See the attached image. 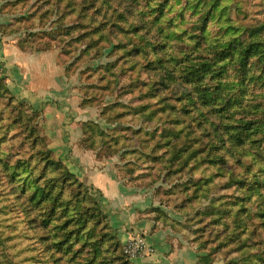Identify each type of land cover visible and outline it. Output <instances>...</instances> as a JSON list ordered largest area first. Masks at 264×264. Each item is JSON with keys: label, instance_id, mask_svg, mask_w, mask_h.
Here are the masks:
<instances>
[{"label": "trees", "instance_id": "16d2710c", "mask_svg": "<svg viewBox=\"0 0 264 264\" xmlns=\"http://www.w3.org/2000/svg\"><path fill=\"white\" fill-rule=\"evenodd\" d=\"M244 9L0 0L10 17L1 36L19 35L24 52L57 51L69 78L87 64L82 106L103 105L102 122L84 125L81 144L153 188L183 222L144 214L165 219L205 264H264V19L245 22ZM106 50L111 61L93 67ZM42 116L0 80V264H131L94 193L50 150ZM209 219L207 233L192 229Z\"/></svg>", "mask_w": 264, "mask_h": 264}, {"label": "crops", "instance_id": "0c3cea01", "mask_svg": "<svg viewBox=\"0 0 264 264\" xmlns=\"http://www.w3.org/2000/svg\"><path fill=\"white\" fill-rule=\"evenodd\" d=\"M9 22V16L0 14V26ZM19 40V35L0 34V79H5L16 99L42 113V130L50 150L94 193L110 227L116 231L118 243L123 247L133 236L141 237L148 254L131 259V264H205V255L168 228L163 219L157 224L150 218L155 215L144 214L149 209L163 210L153 188L128 183L118 156H108L101 149L89 150L81 144L84 125L102 122L103 105L82 106L86 94L80 89L84 85L80 76L65 75V65L57 51L38 46L35 51L24 52ZM154 227L157 229L152 232ZM212 264L224 262L216 260Z\"/></svg>", "mask_w": 264, "mask_h": 264}, {"label": "rangeland", "instance_id": "374dc122", "mask_svg": "<svg viewBox=\"0 0 264 264\" xmlns=\"http://www.w3.org/2000/svg\"><path fill=\"white\" fill-rule=\"evenodd\" d=\"M240 1L243 4V6L245 7V9H244L245 14H246L245 19H244L245 22H254V21L259 20V19L260 20L264 19V0H240ZM248 17L252 18V19L248 20ZM155 33L157 34V32H155ZM106 53H107V50L105 51L104 56L99 61L94 63L92 66L96 68L102 64H106L107 61L110 62L111 59L108 58V54H106ZM86 68H87V64H85L83 67H81L78 71V75L80 76L81 82L83 79H86V78L84 75H81L80 72L84 71ZM108 102H111L110 99H108ZM234 167L236 168L237 166L234 165ZM211 194H213V193L211 192ZM213 197H215L214 194H213ZM159 205H160V207H162V209H163L162 212H164L166 214L168 219H172V220H175V221H178L181 223L183 222L182 217L177 215L175 212H173L170 207H167L165 205L161 206L160 203H159ZM250 210L253 211L252 208H250ZM210 219H213V218H210ZM210 219L209 220H203L199 224L194 223L192 226V229L193 230L198 229L201 232L207 233L210 230V225H209ZM164 222H167V221L164 219ZM184 222H185V220H184ZM184 224H186V223H184ZM173 231H175V230H173ZM204 236H205V234H204ZM228 257H229V259L233 257V261L238 260V257H236L235 254H233V253H232V255H229Z\"/></svg>", "mask_w": 264, "mask_h": 264}, {"label": "built area", "instance_id": "2783aa9c", "mask_svg": "<svg viewBox=\"0 0 264 264\" xmlns=\"http://www.w3.org/2000/svg\"><path fill=\"white\" fill-rule=\"evenodd\" d=\"M124 254L128 259L142 258L148 253L144 247V242L140 236H133L124 246Z\"/></svg>", "mask_w": 264, "mask_h": 264}]
</instances>
